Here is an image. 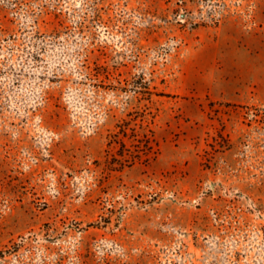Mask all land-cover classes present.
Masks as SVG:
<instances>
[{
    "label": "rangeland",
    "instance_id": "rangeland-1",
    "mask_svg": "<svg viewBox=\"0 0 264 264\" xmlns=\"http://www.w3.org/2000/svg\"><path fill=\"white\" fill-rule=\"evenodd\" d=\"M0 264H264V0H0Z\"/></svg>",
    "mask_w": 264,
    "mask_h": 264
}]
</instances>
